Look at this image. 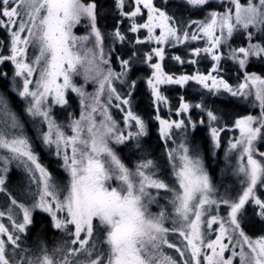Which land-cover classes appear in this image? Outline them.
Returning <instances> with one entry per match:
<instances>
[{
    "label": "snow or ice",
    "instance_id": "1",
    "mask_svg": "<svg viewBox=\"0 0 264 264\" xmlns=\"http://www.w3.org/2000/svg\"><path fill=\"white\" fill-rule=\"evenodd\" d=\"M0 264H264V0H0Z\"/></svg>",
    "mask_w": 264,
    "mask_h": 264
}]
</instances>
